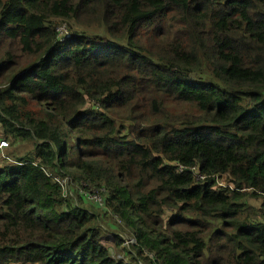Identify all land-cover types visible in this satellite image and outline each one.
I'll list each match as a JSON object with an SVG mask.
<instances>
[{
	"label": "trees",
	"instance_id": "16d2710c",
	"mask_svg": "<svg viewBox=\"0 0 264 264\" xmlns=\"http://www.w3.org/2000/svg\"><path fill=\"white\" fill-rule=\"evenodd\" d=\"M0 127V264H264V0H0Z\"/></svg>",
	"mask_w": 264,
	"mask_h": 264
},
{
	"label": "built area",
	"instance_id": "2783aa9c",
	"mask_svg": "<svg viewBox=\"0 0 264 264\" xmlns=\"http://www.w3.org/2000/svg\"><path fill=\"white\" fill-rule=\"evenodd\" d=\"M55 34L56 39L59 43L65 42L68 38L71 36V31L68 30V23L66 21H59L56 23L55 26ZM9 148V143L6 139L0 140V157L4 159H8L4 155V150ZM180 171H182V167H178ZM46 175L58 185L60 189V193L62 198L69 199V198H79L83 200L85 203H89L92 206H94L96 209L101 210L103 213H108L111 215L112 218H115L118 223H121L120 219L108 212V210L105 208V202H104V189L100 188L97 189L93 186H91L88 182L85 181H78L76 182L75 179L65 173H59V174H53L51 172H46ZM207 177H203L200 175H197V179H206ZM215 184L217 187H223V188H229L232 189V184L230 181L227 180L225 176H215L214 178ZM258 194H261L264 196V192L256 191ZM126 240H124V245L128 246L130 244H135V240L130 237L128 242L125 243Z\"/></svg>",
	"mask_w": 264,
	"mask_h": 264
},
{
	"label": "rangeland",
	"instance_id": "374dc122",
	"mask_svg": "<svg viewBox=\"0 0 264 264\" xmlns=\"http://www.w3.org/2000/svg\"><path fill=\"white\" fill-rule=\"evenodd\" d=\"M67 23H68V30L69 31H71L70 29H73V31L79 30V27L76 26L74 23H72V22H67ZM19 58L21 61V65L26 64L30 60L29 57H25V56L19 57ZM28 107H29V109H32L35 112L39 111L38 108H36L32 105H30ZM2 139H5V138L2 134V130L0 127V140H2ZM8 143H9V148H7L6 150L11 151L13 156H22L24 154L31 153V151H32V144L29 142H23V143H20L18 145H15L14 147H12L10 142H8ZM6 150L3 151L4 155H6V152H7ZM1 157H0V161L2 159ZM69 199L76 201L79 198L75 197V198H69ZM245 202L249 205L250 208L258 209L260 207V205L263 203V199H246ZM89 206L94 208V206H92V205H89ZM97 211L100 212V217H101L99 220L98 226L102 230V233L104 235L103 238L105 240L109 241V242H105L104 245L107 246L108 248H110L111 252H114V255H116V253H115L116 251H115V249H113V243H111V236L113 233H118V232L121 233V231L119 230V226H121V224L118 223L115 218H112L110 214H108V213L104 214L101 210H97ZM172 214H174V210H170L169 212H165V214L163 216L164 220L166 221ZM259 219H261V218H259ZM127 236L128 235L126 233H123V235H122V237H124V240H126L125 243H127L128 242L127 240H129V237H127Z\"/></svg>",
	"mask_w": 264,
	"mask_h": 264
},
{
	"label": "crops",
	"instance_id": "0c3cea01",
	"mask_svg": "<svg viewBox=\"0 0 264 264\" xmlns=\"http://www.w3.org/2000/svg\"><path fill=\"white\" fill-rule=\"evenodd\" d=\"M86 204H89V203H86ZM89 205H91V204H89ZM95 208V207H94ZM96 209V208H95Z\"/></svg>",
	"mask_w": 264,
	"mask_h": 264
},
{
	"label": "clouds",
	"instance_id": "9594fccd",
	"mask_svg": "<svg viewBox=\"0 0 264 264\" xmlns=\"http://www.w3.org/2000/svg\"><path fill=\"white\" fill-rule=\"evenodd\" d=\"M3 159V158H2Z\"/></svg>",
	"mask_w": 264,
	"mask_h": 264
}]
</instances>
